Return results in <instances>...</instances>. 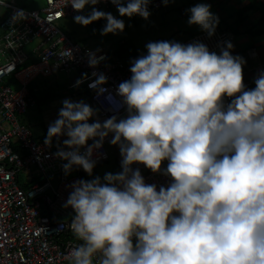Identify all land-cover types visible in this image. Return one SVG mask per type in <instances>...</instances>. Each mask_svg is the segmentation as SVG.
I'll return each mask as SVG.
<instances>
[{
  "label": "clouds",
  "instance_id": "obj_1",
  "mask_svg": "<svg viewBox=\"0 0 264 264\" xmlns=\"http://www.w3.org/2000/svg\"><path fill=\"white\" fill-rule=\"evenodd\" d=\"M103 0H63L83 13L73 22L87 26L104 20L100 35H116L124 22L97 10ZM119 17L147 19L149 0H109ZM169 0H162L167 6ZM0 6H5L0 0ZM207 3L189 7L186 23L208 37L219 18ZM18 9L13 21H22ZM130 60V77L104 99L125 115L103 122L90 118L96 109L84 101H61L47 127L44 144L66 137L55 158L92 176L104 140L118 147L120 171L101 179L69 185L64 208H71L70 230L78 241L66 264H264V70L246 88L245 60L231 54L230 41L210 51L201 41L159 40ZM98 51V50H97ZM95 69L104 59L87 51ZM88 87L97 97L106 76L95 71ZM87 74L77 79L78 87ZM91 141V143H87ZM81 149H84L81 152ZM166 165L161 167L162 162ZM167 178L166 185L146 183L139 167ZM44 231L37 229V235ZM47 264H55L49 257Z\"/></svg>",
  "mask_w": 264,
  "mask_h": 264
},
{
  "label": "built area",
  "instance_id": "obj_2",
  "mask_svg": "<svg viewBox=\"0 0 264 264\" xmlns=\"http://www.w3.org/2000/svg\"><path fill=\"white\" fill-rule=\"evenodd\" d=\"M41 8L24 9L25 18L12 22L13 14L19 9L15 0H9L0 6L6 15L0 22V264H47L49 257L55 258V264H66L63 255L76 241L69 224L71 208H64L69 192V185L81 179L83 172L78 167L65 175L61 161L53 154L57 148H63V135L53 138L50 145L44 144V137L35 138L22 123L26 110L37 103L29 93V86L37 79H47L61 75L65 82L72 77L87 79L76 90L83 89L88 93L91 107L96 109L94 119L103 122L116 115H125L123 107L118 112L112 110L104 99L111 93L116 96L118 84L130 77V60L137 56L109 58L101 51H94L104 59L95 69L87 65L86 50L62 33L55 23L75 15L90 11L85 6L83 13L73 11L70 5L63 7V0H43ZM162 6V0H149L148 11H156ZM97 10L114 11L115 6L109 0H103L93 6ZM232 34L215 28L214 34L208 37L199 31L182 42H203L210 51H217L218 44L229 41ZM264 53V46L262 48ZM252 60V73L256 76L264 70V58L257 60L253 49L247 51ZM106 76L104 87L107 91L97 97L94 90L88 87L94 77L92 72ZM250 88L249 81H243ZM69 84V83H68ZM111 134L104 140L99 153H94L96 166L108 159L106 146L110 145ZM87 143H91L88 141ZM84 149H81L83 152ZM166 165L162 162L161 167ZM139 167L146 183L167 184V178L159 173L153 174ZM42 228L37 235V229Z\"/></svg>",
  "mask_w": 264,
  "mask_h": 264
},
{
  "label": "rangeland",
  "instance_id": "obj_3",
  "mask_svg": "<svg viewBox=\"0 0 264 264\" xmlns=\"http://www.w3.org/2000/svg\"><path fill=\"white\" fill-rule=\"evenodd\" d=\"M4 3L8 4L9 0H4ZM34 4L36 8L43 7V0H15V6L19 9H34ZM40 7V8H41ZM6 10L0 7V22L5 16ZM115 16V14H112ZM115 17L122 19L124 22V30L116 35L108 34L101 36L100 29L105 24L102 20L103 25L97 23L89 25L90 35H86L83 40H79L78 44L84 48L86 51H101L107 56L111 57L113 55L118 57H129V56H139L145 53V44L149 41H159L167 40L166 26L160 25V23L154 22L153 18L148 17L146 20L140 18L139 16L129 17ZM55 26L65 35L69 36L71 40H77L79 35H73V31H78L85 26H80L73 22V19L64 18L57 23ZM1 33V31H0ZM82 38V37H81ZM72 40V41H73ZM78 77H72V80L68 81L69 85L75 83ZM55 79H37L31 85V91L34 99V91H39L41 87L47 86L52 87L54 84H58L56 87L53 86V93L45 94L46 99H48L52 94L58 102H47V100L37 103L35 106L26 110L25 114L22 116L21 123L30 130L32 135L39 139L46 136L47 127L49 123L57 118L58 110L60 109L61 101L68 98L72 101H78L80 98L79 94H74L72 96L66 97L64 93L66 91L64 78L60 75L57 82ZM43 134V135H42ZM106 151L108 153V159L102 165L93 168V172L96 176H100L101 179L106 172L116 173L120 171V160L118 158L119 150L115 145H107ZM82 170V169H81ZM83 171V170H82Z\"/></svg>",
  "mask_w": 264,
  "mask_h": 264
},
{
  "label": "crops",
  "instance_id": "obj_4",
  "mask_svg": "<svg viewBox=\"0 0 264 264\" xmlns=\"http://www.w3.org/2000/svg\"><path fill=\"white\" fill-rule=\"evenodd\" d=\"M196 3L209 4L211 6L210 11L219 18V23L216 27L233 35L229 40L233 45L231 54H238L245 60V64L242 68L243 81H249L251 84L250 88L254 87L253 79L255 76L251 71L253 62L247 57V51L253 49L257 60H262L264 58L262 50L264 46V0H169L167 6L162 4L158 10L149 11V17L153 18L154 22L166 26L165 31L167 36L165 38H167V40H174L182 43L186 37L201 31L197 26H189L186 23L188 18L186 10ZM34 5V8H36V4ZM108 12L115 14V16L118 15L116 10ZM94 23L99 25L104 24L102 23V20L95 21L91 24ZM89 25L78 31H73V35H79L80 37H78L77 40H72L78 43L79 40H83L86 35H90L91 31H89ZM122 58L125 59L127 57ZM51 78L55 79V82H57L60 75H54ZM63 82L66 89L64 96L69 97L77 93L80 98L78 101L82 100L90 105L88 93L86 91L83 89L76 90L73 86L75 83L69 85L68 82ZM31 85L29 86V91L31 92V97H33L30 88ZM57 85L58 84L56 83L52 85V87L44 86L41 87L39 91H34V99L36 103L39 104L45 100H47V102L52 101V103L58 102L56 100H59V98H55L54 94L48 99L45 97V94H48V92L53 93V86L56 87ZM92 119H94V117L90 118L89 123L92 122ZM119 157L120 156L118 155V158Z\"/></svg>",
  "mask_w": 264,
  "mask_h": 264
},
{
  "label": "trees",
  "instance_id": "obj_5",
  "mask_svg": "<svg viewBox=\"0 0 264 264\" xmlns=\"http://www.w3.org/2000/svg\"><path fill=\"white\" fill-rule=\"evenodd\" d=\"M29 93L31 94V92L29 91ZM95 177V174H94V172H92V176H88L87 174H85L84 172H82L81 173V179H83V180H90V179H92V178H94Z\"/></svg>",
  "mask_w": 264,
  "mask_h": 264
}]
</instances>
